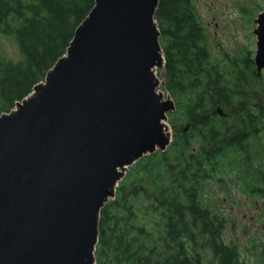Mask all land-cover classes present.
<instances>
[{
	"label": "trees",
	"instance_id": "obj_1",
	"mask_svg": "<svg viewBox=\"0 0 264 264\" xmlns=\"http://www.w3.org/2000/svg\"><path fill=\"white\" fill-rule=\"evenodd\" d=\"M93 5L0 0V36L17 50L7 57L0 43V115L43 81ZM154 19L159 76L180 116L169 114L165 150L130 165L100 209L94 264H251L205 196L211 183L228 190L232 173L264 216V76L248 55L224 63L211 56L194 0H158Z\"/></svg>",
	"mask_w": 264,
	"mask_h": 264
},
{
	"label": "water",
	"instance_id": "obj_2",
	"mask_svg": "<svg viewBox=\"0 0 264 264\" xmlns=\"http://www.w3.org/2000/svg\"><path fill=\"white\" fill-rule=\"evenodd\" d=\"M157 4L94 0L43 81L0 115V264H94L100 209L130 165L169 145ZM254 21L259 74L264 8Z\"/></svg>",
	"mask_w": 264,
	"mask_h": 264
},
{
	"label": "rangeland",
	"instance_id": "obj_3",
	"mask_svg": "<svg viewBox=\"0 0 264 264\" xmlns=\"http://www.w3.org/2000/svg\"><path fill=\"white\" fill-rule=\"evenodd\" d=\"M194 3L206 30L209 53L214 59L221 63L246 55L253 59L256 50L254 20L264 8V0H194ZM0 43L7 57L17 58L16 47L10 39L0 36ZM155 74L159 77L158 90L168 94L163 88L158 68ZM175 111L168 112L167 119L162 121L170 138L173 127L169 122V114L175 113V118L180 116ZM224 177L228 182L225 186L228 190L211 183L205 201L212 210L224 215L226 239L237 244L247 262L264 264V216L260 215L258 200H252L247 191L240 189L232 173H225Z\"/></svg>",
	"mask_w": 264,
	"mask_h": 264
},
{
	"label": "flooded vegetation",
	"instance_id": "obj_4",
	"mask_svg": "<svg viewBox=\"0 0 264 264\" xmlns=\"http://www.w3.org/2000/svg\"><path fill=\"white\" fill-rule=\"evenodd\" d=\"M262 9H263V8H262ZM256 40H257V39H256ZM255 71H256V69H255ZM262 71H263V70H261V72H260L259 74L256 72V74H257L258 76H260V75L262 76ZM185 129L187 130V129H188V127H187V128H185Z\"/></svg>",
	"mask_w": 264,
	"mask_h": 264
}]
</instances>
